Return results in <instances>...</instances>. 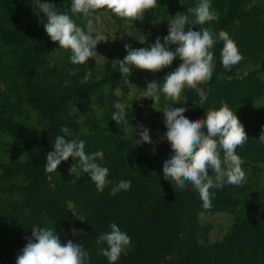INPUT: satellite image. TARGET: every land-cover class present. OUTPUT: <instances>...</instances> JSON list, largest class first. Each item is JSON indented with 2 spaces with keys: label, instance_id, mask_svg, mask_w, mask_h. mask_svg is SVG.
I'll return each instance as SVG.
<instances>
[{
  "label": "trees",
  "instance_id": "16d2710c",
  "mask_svg": "<svg viewBox=\"0 0 264 264\" xmlns=\"http://www.w3.org/2000/svg\"><path fill=\"white\" fill-rule=\"evenodd\" d=\"M41 2L61 11L71 6V0ZM199 2L157 0L163 26ZM210 2L215 19L199 25L189 14L185 30L210 27L214 39L226 31L253 70L231 78L235 68H224L223 42L217 39L210 49L215 62L211 80L183 90L188 119H206V112L218 110L223 101L248 135L236 149L247 172L245 181L240 186L225 183L210 189L211 207L205 209L193 185L174 188L164 179L163 163L174 154L165 139L167 129L152 144L139 143L127 130L138 125L139 117L115 92L114 84L123 77L119 65L107 62L103 74L94 77L86 63L73 65L68 52L56 58L59 44L43 27L47 18L41 13L34 22L22 23L31 16L36 0H0V85L11 96L10 101L0 102V264H16L32 238L33 226L52 228L62 243L72 240L84 247L90 254L88 264H110L100 253L107 245L97 244V238L109 232L112 223L131 238L116 264H264V142L259 140L264 131V74L260 71L264 67V11L248 10L249 0ZM108 13L117 26L129 22L145 34L147 12L137 20ZM168 32L162 33V42ZM180 63L177 58L170 67L154 73L158 84ZM72 71L77 74L70 75ZM86 74L88 81L81 84ZM199 88L208 97L202 104ZM117 102L125 105L126 123L117 124L111 118ZM62 128L68 132H61ZM57 135L85 141L86 154L103 153V159L96 161L109 169V184L103 192L87 173L70 174L76 158L62 162L57 172L45 171L47 153L54 151ZM209 175L214 176L211 169ZM120 180L130 181L131 188L113 196L111 189ZM223 213L233 217L231 228L221 239L210 241L211 226L201 223V216ZM73 228L81 234L73 235Z\"/></svg>",
  "mask_w": 264,
  "mask_h": 264
},
{
  "label": "clouds",
  "instance_id": "9594fccd",
  "mask_svg": "<svg viewBox=\"0 0 264 264\" xmlns=\"http://www.w3.org/2000/svg\"><path fill=\"white\" fill-rule=\"evenodd\" d=\"M156 7L157 0H71L70 12L83 17L87 31L68 12L57 9L54 4L36 0L34 14L39 17L42 13L47 18V23L43 24L46 33L54 43L60 45V49L70 50V62L73 65H83L90 58L98 56L97 45L108 40L95 27L101 22L103 13L97 14L100 10L106 9L118 17L137 20ZM36 8L39 9L38 12L35 11ZM211 8L210 0H200L195 7L188 8L186 13H177L171 18L168 23L169 32L163 37V42L157 37L151 46L138 49L126 44L127 55L123 60L114 61L119 65V72L126 76L131 73L132 67L156 73L170 67L177 58L180 59L179 67L168 73L162 84L151 81L147 83L146 89L141 90L144 98L155 102L154 108L160 103L161 94L168 100L178 102L186 86L197 88L198 84L211 80L214 56L210 49L217 39L223 42L221 61L225 69L231 70L233 65L242 60L238 47L226 31H220L218 38L214 39L210 27H202L200 30L191 27L185 30L189 14L195 18L193 23L199 25L215 19ZM158 22V19L154 21ZM172 45L176 46L174 51ZM76 74V71L70 72V75ZM88 78L89 74H86L80 83H87ZM67 83L70 82L66 81ZM198 94L201 104L207 101V94L202 89L198 90ZM221 105L218 110L210 108L206 112V119H188L185 116L188 109L185 107L165 105L163 111H160L165 117V139L174 153L163 163L164 179L170 180L174 188L184 189L187 183L193 185L205 209L211 207L210 189L222 188L225 183L240 186L246 177L242 169L243 160L236 154V149L247 141L248 135L228 104L221 101ZM114 107L117 111L113 113L112 120L117 124L125 121V105L117 102ZM127 130L140 138L139 143H153L150 131L143 125H139L138 130L132 127ZM61 132L67 133L68 129L62 128ZM259 140L264 142V131ZM53 148L54 151L47 153L44 166L47 173L57 172L62 162L76 158L77 162L69 169L70 174L79 176L81 171L87 173L96 189L104 191L109 184V169L96 162L98 158L103 159L101 151L86 154L85 141L66 140L63 135L55 137ZM209 169L214 176L209 175ZM130 188V181L120 180L113 185L111 194L114 196ZM31 232L32 238L28 239L17 256L16 264H88L89 252L72 240L62 243L56 230L33 226ZM72 234L81 233L73 228ZM103 243L107 247H102L100 253L110 264H116L121 254H126L131 238L116 223H112L110 231L97 238V244Z\"/></svg>",
  "mask_w": 264,
  "mask_h": 264
},
{
  "label": "rangeland",
  "instance_id": "374dc122",
  "mask_svg": "<svg viewBox=\"0 0 264 264\" xmlns=\"http://www.w3.org/2000/svg\"><path fill=\"white\" fill-rule=\"evenodd\" d=\"M174 1L176 3H180L184 0ZM246 7L248 10L252 8H260L264 11V0H249ZM35 11L38 12L39 9L36 8ZM64 12H68L78 25L82 23L83 27H85V30L87 31L85 21L81 15H73L69 9ZM160 12L161 11L158 7L147 12V18L144 20V26L146 27V32L144 34L142 29H134V27H132L129 22H124L120 27L117 26L112 21V18L109 16L107 10H100V12L97 14L103 13L101 16V22L95 27L108 40L107 42H101L97 45L96 52L98 56L90 58L86 63L87 65L92 67L93 76L99 77L103 74V66L105 63L109 62L113 66H115L117 64L114 61L123 60L127 55V52L125 50L126 44L130 45L133 49L149 47L155 43L157 37L161 38L162 33H167L169 31V25L163 26ZM34 19L35 14L33 6L31 16L27 20L23 19L22 23L23 25H27L26 23L28 20H30V22H34ZM157 19L159 20V22L154 23V21ZM127 38L132 39V41L129 42ZM140 40L142 43L140 42ZM66 52L71 54L70 50L60 49L59 45L54 52V56L56 58H60L63 53ZM55 60V58L53 60L51 59L50 62L54 64ZM214 65L215 62L213 61V71ZM232 68H235V70L231 72V78L246 76L250 70H253L252 68H250V62L245 63L244 58L238 64L233 65ZM260 69L261 73L264 74L263 65L260 66ZM92 70H90L89 72L92 73ZM151 81L158 82L153 72L144 71L132 67L131 73L120 78L114 84V87L116 94L119 96L122 102L128 107H131V109H133L137 113V117H139L138 125L134 129L138 130L139 125H143L150 131L151 139H153L158 138L160 135L164 134L163 130L166 128L164 114L160 111H163L165 105L177 108L183 107L185 98L183 91L178 102L168 100L164 97L163 94H161L160 103L154 108L153 105L155 102L151 99L144 98L141 91L146 89L147 83ZM10 98L11 96L8 90L4 86L0 85V102H3V100L10 101ZM130 132L131 136L134 135L138 140L140 139L134 132ZM245 173L247 174V172ZM262 178L264 179V175L262 176ZM262 185H264V183ZM261 212L264 213V203L261 207ZM232 222L233 217L229 213L214 215L206 214L201 216V223L211 226V230L209 233L210 241L221 239L223 235L230 230Z\"/></svg>",
  "mask_w": 264,
  "mask_h": 264
}]
</instances>
